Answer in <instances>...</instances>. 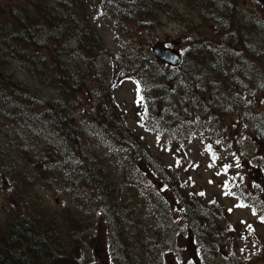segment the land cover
I'll list each match as a JSON object with an SVG mask.
<instances>
[{
	"label": "trees",
	"instance_id": "trees-1",
	"mask_svg": "<svg viewBox=\"0 0 264 264\" xmlns=\"http://www.w3.org/2000/svg\"><path fill=\"white\" fill-rule=\"evenodd\" d=\"M85 1L88 0H23L15 2V6L8 4L1 13L0 174L11 177L14 183L27 177L6 156L8 152H23L44 139L47 145L40 161L43 174L37 172V177L44 185H61L67 194L76 196L62 211V218L69 222L68 230L73 236L79 232L74 243H83L82 226L77 224L80 208H99L113 260L139 264L131 233L132 212L119 201L121 186L106 168L109 159L94 150V141L85 143V135L76 126L78 109L82 107L80 94L89 79L95 78L101 95L87 117L98 126V141L106 145L111 159L124 167L123 177L135 170L143 180L140 183L144 185L149 210L159 222L156 237L143 243L146 256L142 264H164L173 255V245L181 235L199 252L217 254L220 247L227 246L224 243H231L228 236L232 229L221 224L217 208L208 207L201 198L185 195L178 174L158 159L141 135L127 124L109 90L118 67L110 76L94 72L95 64L86 75L64 66L66 41L77 43L82 58L96 56L104 46L84 17ZM105 1L118 8L124 18L135 21L155 18L157 9H164L162 0ZM200 1L201 9L216 21L211 28L215 33L187 40L177 67L161 64L152 54L142 59L143 67H137L139 80L133 79L142 85L148 125L161 131L165 123L173 122L171 141L179 139L189 129L188 107L193 109L195 103H203L208 111L205 131L212 125L229 126L226 120L236 115L245 126L243 133L264 145V19L256 15L249 22L238 19L241 0ZM41 32L48 36L43 45ZM10 60L20 64L22 70ZM125 71H121L123 76ZM23 74L38 85L53 86L58 98L26 82ZM144 95L148 97L145 100ZM223 134L236 135L237 131ZM260 151V156L253 158L249 175L255 178L259 174V190L264 193V158L261 148ZM152 182L155 185H149ZM24 189L21 188V199ZM170 194L174 195L175 208L167 200ZM176 208L180 220L176 219ZM180 221L183 228L178 227ZM60 226V217L44 208L10 210L6 220H0V264H84L85 260L74 252V244L63 241Z\"/></svg>",
	"mask_w": 264,
	"mask_h": 264
},
{
	"label": "rangeland",
	"instance_id": "rangeland-1",
	"mask_svg": "<svg viewBox=\"0 0 264 264\" xmlns=\"http://www.w3.org/2000/svg\"><path fill=\"white\" fill-rule=\"evenodd\" d=\"M22 1L0 0V21L4 20L1 13L8 4L15 6V2L20 4ZM162 2L164 9H157L155 18L143 22L124 18L120 10L109 1H85L84 17L96 30L104 46L96 56L82 58L77 43L74 40L66 41L67 51L63 56V64L81 75H86L94 64L97 66L94 72H104L110 76L115 70L113 68L118 67L119 71L114 75L115 82L109 90L127 119V124L141 135L158 159L178 174L183 193L193 198H201L208 207L217 208L221 224H226L232 229L233 233L228 236L231 243H224L227 246L220 247L219 252L214 255L199 252L198 248L189 243L187 237L181 235L178 243L173 245V255H169L164 264H264V193L259 190L256 178L259 174L256 173L255 178L249 175L254 156H260V148L263 151L261 157L264 158V145L257 144L243 133L245 126H242L236 115L226 120L229 126L218 128L212 125L209 131H205L208 111L203 103H195L193 109L188 107L190 112L186 126L189 129L179 139L171 141L173 122L165 123L160 128L161 131L153 130L148 125L149 116L146 115V107L144 101L142 102V85L133 79L137 77L139 80L136 71L137 67H143L142 59L153 55L152 48L157 43H163L166 47L178 49L183 53L187 40L215 33L211 28H214L216 21L213 22L211 15L201 9L203 2L200 0ZM233 3L237 5L236 1ZM239 9L238 19L244 22H249L254 15L264 19V0H241ZM141 22L143 23L140 24ZM43 33H39L42 45L48 39L47 34ZM10 61L14 67L22 70L20 64ZM123 69L126 70L124 76L121 74ZM22 78L32 86L42 89L43 93L51 98H58V91L53 86L46 85L47 83L38 85L32 77L25 74ZM100 95L98 83L95 78H90L80 94L82 107L78 109L80 118L76 126L85 135L82 136L85 143L94 141V150L109 159L106 168L121 186V191L117 193L119 201L124 206L128 205L132 212L133 245L136 246V256L139 258L137 263L142 264V259L146 256L143 243L156 237L155 227L159 222L149 210L151 206L146 202L144 185L140 183L143 180L138 178L137 172L131 170L127 177H123L121 171L125 170L124 167L114 162L106 145L98 141L99 128L87 116L88 112L94 109ZM147 98L145 96L144 100ZM235 130L236 135L223 134L225 131L229 133ZM42 141L29 145L23 152H8L6 160L20 172H25L27 177L19 183H14L11 177L0 174V220L4 222L10 210L22 211L29 206L44 208L52 216L60 217V227L67 238L63 237V241L67 245L69 242L74 244V252L77 251V256L85 260L84 264H119L112 258L106 224L101 219L99 208L92 209L88 205L80 208L79 214L76 215L77 224L82 226L83 243H74L73 238L79 237V232L77 236H73L68 230L69 222L62 218V211L70 207V202L76 196L67 194L61 185L56 187V184L52 183L47 186L38 179L37 172L43 174L40 161L47 145L46 141ZM261 162H264V159H261ZM261 181L263 180L260 179ZM149 185L155 184L152 182ZM23 187L24 197L21 199L20 192ZM160 187L162 188L159 185ZM167 200L171 201L175 208L174 195L170 194ZM176 210L177 208L174 212ZM175 215L178 219L179 212L176 211ZM178 227H184L181 221ZM178 231L183 234V231Z\"/></svg>",
	"mask_w": 264,
	"mask_h": 264
},
{
	"label": "water",
	"instance_id": "water-1",
	"mask_svg": "<svg viewBox=\"0 0 264 264\" xmlns=\"http://www.w3.org/2000/svg\"><path fill=\"white\" fill-rule=\"evenodd\" d=\"M152 51L156 59L171 67H176L182 60V54L178 49L166 47L163 43H157Z\"/></svg>",
	"mask_w": 264,
	"mask_h": 264
},
{
	"label": "snow or ice",
	"instance_id": "snow-or-ice-1",
	"mask_svg": "<svg viewBox=\"0 0 264 264\" xmlns=\"http://www.w3.org/2000/svg\"><path fill=\"white\" fill-rule=\"evenodd\" d=\"M201 195H203V193H201Z\"/></svg>",
	"mask_w": 264,
	"mask_h": 264
},
{
	"label": "bare ground",
	"instance_id": "bare-ground-1",
	"mask_svg": "<svg viewBox=\"0 0 264 264\" xmlns=\"http://www.w3.org/2000/svg\"><path fill=\"white\" fill-rule=\"evenodd\" d=\"M185 17V16H184Z\"/></svg>",
	"mask_w": 264,
	"mask_h": 264
}]
</instances>
